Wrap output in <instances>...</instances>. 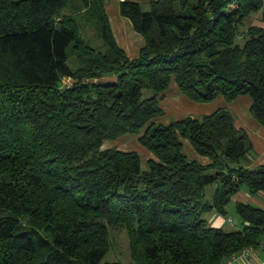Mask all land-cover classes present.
I'll return each mask as SVG.
<instances>
[{"label":"trees","instance_id":"trees-1","mask_svg":"<svg viewBox=\"0 0 264 264\" xmlns=\"http://www.w3.org/2000/svg\"><path fill=\"white\" fill-rule=\"evenodd\" d=\"M119 12L144 40L132 59L105 0H0V264H123L102 262L111 228L129 236L127 264H227L264 237V209L248 203L236 204L241 230L203 218L244 186L264 193V164L241 166L254 147L232 114L155 123L175 83L195 103L249 96L264 126V0H124ZM89 27L104 51L82 35ZM142 130L146 170L136 152L103 149ZM180 138L210 163L189 161Z\"/></svg>","mask_w":264,"mask_h":264},{"label":"rangeland","instance_id":"rangeland-1","mask_svg":"<svg viewBox=\"0 0 264 264\" xmlns=\"http://www.w3.org/2000/svg\"><path fill=\"white\" fill-rule=\"evenodd\" d=\"M115 6H118L116 0H114V5L112 7ZM142 9L143 11L149 10V5L147 2L142 3ZM110 15L112 16L114 21L115 19L114 8L110 9ZM260 18H261L260 13L256 15H252L250 18H247L243 22V25L239 27L241 32H244L248 27L252 25L260 24ZM125 21L130 25V22L128 20ZM124 29L127 30V27H124ZM82 35L89 41L90 45H92L94 48H98L101 51L105 50L102 41L96 36L94 30L91 27L82 31ZM243 43H244L243 38L239 37L237 39V44L242 45ZM136 53L138 55L139 51L138 52L134 51L132 53H129V56L130 55L133 56ZM130 58L132 59V57ZM68 65L71 68H76L78 66L76 63V56L74 54H69ZM98 81L102 84L113 83L116 81V76L113 77L101 76L98 78ZM63 84L64 87L71 86L72 81L70 79H64ZM153 95L154 92L151 90L143 91L144 97H151ZM159 100H160V104L164 109V114L162 117L158 118L155 121L156 124H160V123L168 124L170 122L179 120L187 116L201 119L205 115L223 109L229 111L232 114L237 129L239 131H245L249 136L250 140L251 137H253L257 142L260 140L264 142V126L256 123L251 117L250 115L251 99L249 96H241L240 98H238V100H235L233 102H226L222 97H218L216 100L206 104L195 103V102H191L190 100H189L190 103L189 102L186 103L185 101L187 100L186 97L183 96L178 91L176 84L172 83L170 88L160 96ZM143 133L144 130H142L139 133L124 135L114 140H107L105 141L103 149L117 148L125 152L128 151L136 152L140 155L142 159L141 162L142 168L146 170L147 161L152 156L139 142V137ZM180 141L183 146V153L187 156L189 161H197L201 164L210 163V160L208 158L202 157L195 152L194 148L187 139L180 138ZM256 151L254 150V152L251 153L252 155L249 157V163L242 162L241 166L248 168H255L260 166L262 162L264 163V154H262V151L260 152H256ZM219 164L221 166L225 164L224 160L220 159ZM246 164H250V165L248 166ZM229 166L235 168L239 167V165H233V164H229ZM219 186L220 185L215 184L207 189V200H212L214 192ZM237 202L248 203L255 207L264 209V193L251 195L248 192V189L244 186L235 196L231 198L229 204L225 208V213H218L217 211H212L211 213L204 214L203 218L209 221L211 226L222 228L226 232H235L241 230L243 228L244 223L241 217L236 212ZM229 219H232L233 223H230L228 221ZM110 236H111V247L102 262L103 263L121 262L123 264L129 263L131 261L130 245H129V236L126 230L122 228H111ZM263 253L264 252H262L261 254Z\"/></svg>","mask_w":264,"mask_h":264},{"label":"crops","instance_id":"crops-1","mask_svg":"<svg viewBox=\"0 0 264 264\" xmlns=\"http://www.w3.org/2000/svg\"><path fill=\"white\" fill-rule=\"evenodd\" d=\"M118 3V6L112 7L114 5V0H105L106 4V10L110 19L111 29L113 31L114 37L119 44V46L125 50L127 55L129 56V53H132L134 51H140V49L144 46V40L141 35H139L135 30L133 29L131 22L122 17L119 12V4L120 2L124 0H116ZM137 1V0H133ZM114 8V16L115 19L114 22L112 16L110 15V9ZM123 18V19H121ZM128 20L130 22V25L125 21ZM124 27H127V30L124 29ZM137 53L135 55H130L129 57H136ZM240 98V97H239ZM187 99V98H186ZM238 100V98L236 99ZM186 103L189 102V100H185ZM190 103V102H189ZM252 103V102H251ZM257 123V122H256ZM251 142L253 144L254 150L256 152L262 151V154H264V142L262 140L256 141L255 138L251 137ZM260 144V145H259ZM256 147V148H255ZM208 162V161H207ZM261 164H264L263 162ZM262 257H264V253L261 254ZM231 264H240L239 262H233Z\"/></svg>","mask_w":264,"mask_h":264},{"label":"built area","instance_id":"built-area-1","mask_svg":"<svg viewBox=\"0 0 264 264\" xmlns=\"http://www.w3.org/2000/svg\"><path fill=\"white\" fill-rule=\"evenodd\" d=\"M228 221L233 223L232 219H229ZM262 252H264V237L262 238L258 249L247 248L241 253L233 255L228 260L227 264L233 262H239L240 264H264V258L261 256Z\"/></svg>","mask_w":264,"mask_h":264},{"label":"water","instance_id":"water-1","mask_svg":"<svg viewBox=\"0 0 264 264\" xmlns=\"http://www.w3.org/2000/svg\"><path fill=\"white\" fill-rule=\"evenodd\" d=\"M118 76V77H122L124 74L121 73V74H118L117 72L115 73H108V74H104L103 76H106V77H113V76Z\"/></svg>","mask_w":264,"mask_h":264}]
</instances>
